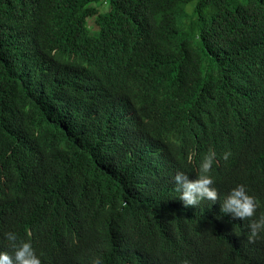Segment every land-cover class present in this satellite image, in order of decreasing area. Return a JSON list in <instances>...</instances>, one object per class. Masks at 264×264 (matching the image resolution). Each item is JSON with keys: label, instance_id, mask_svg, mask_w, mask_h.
Segmentation results:
<instances>
[{"label": "trees", "instance_id": "1", "mask_svg": "<svg viewBox=\"0 0 264 264\" xmlns=\"http://www.w3.org/2000/svg\"><path fill=\"white\" fill-rule=\"evenodd\" d=\"M209 150L219 200L186 207L173 178ZM261 215L264 0H0V252L14 232L41 264H264Z\"/></svg>", "mask_w": 264, "mask_h": 264}, {"label": "clouds", "instance_id": "2", "mask_svg": "<svg viewBox=\"0 0 264 264\" xmlns=\"http://www.w3.org/2000/svg\"><path fill=\"white\" fill-rule=\"evenodd\" d=\"M194 155L192 153L188 156L189 162L192 161ZM230 155L231 153H224L223 159L227 160ZM215 156V151L209 150L208 154L203 157L195 180L190 181L184 172H177L174 176L176 190L180 192L179 199L183 201L184 206H198L204 200L212 203L219 200V193L212 186L214 181L209 175ZM258 206L256 198L247 193L246 187L237 185L224 199L221 211L243 221L254 217ZM249 228L248 241L249 243H255L260 234L264 233V215L256 220H251ZM5 236L9 246L14 249V255L0 252V264H41V260L36 255L30 242L20 241L18 243V238L14 232H8ZM93 264H100V261L98 259L94 260Z\"/></svg>", "mask_w": 264, "mask_h": 264}, {"label": "rangeland", "instance_id": "3", "mask_svg": "<svg viewBox=\"0 0 264 264\" xmlns=\"http://www.w3.org/2000/svg\"><path fill=\"white\" fill-rule=\"evenodd\" d=\"M238 1H239V3H247V2H248V0H238ZM103 2H104V1H101L100 3L97 4V6H98L100 12H102L103 9L106 8V5H104V4L101 5ZM189 7H190V6H188V8H189ZM188 8H187V9H188ZM89 26L91 27V30H92L93 33H97L98 28H97V26L95 25V22H94L93 19L89 22Z\"/></svg>", "mask_w": 264, "mask_h": 264}]
</instances>
